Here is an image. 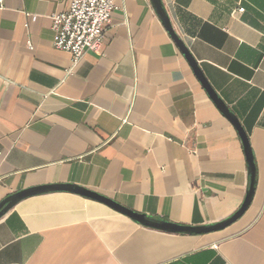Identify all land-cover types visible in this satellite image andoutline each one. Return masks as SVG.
Instances as JSON below:
<instances>
[{
  "label": "crops",
  "instance_id": "obj_1",
  "mask_svg": "<svg viewBox=\"0 0 264 264\" xmlns=\"http://www.w3.org/2000/svg\"><path fill=\"white\" fill-rule=\"evenodd\" d=\"M69 1L0 9V202L72 184L184 226L235 214L250 186L242 140L151 0H115L101 52L75 66L53 46L51 17ZM162 2L249 136L250 207L223 230L188 235L69 192L41 194L0 220V264H264V0Z\"/></svg>",
  "mask_w": 264,
  "mask_h": 264
},
{
  "label": "water",
  "instance_id": "obj_2",
  "mask_svg": "<svg viewBox=\"0 0 264 264\" xmlns=\"http://www.w3.org/2000/svg\"><path fill=\"white\" fill-rule=\"evenodd\" d=\"M151 2L158 17L165 26L167 32L174 40V42L176 43V45L178 46L179 50L184 55L186 60L189 62L198 80L201 82L206 92L213 100V102L216 104V106L220 109L222 114L226 118H228V120L236 128L242 140L243 148L247 159L248 172L250 175V186L247 191L245 200L242 206L240 207V209L231 217L215 224H209L204 226H184L166 220L156 219L146 214H140L134 212L133 210H130L122 206L121 204H119L118 202L107 196H104L102 194H99L95 191L86 188H82L80 186H76L72 184H52V185L39 186V187L22 190L5 198L3 201L0 202V220L21 201L33 196L51 193V192H69L72 194H76L100 202L112 208L113 210L130 217L131 219H133L134 221H136L137 223H139L144 227L160 230L167 233H173V234L193 235V234H206V233L220 231L230 226L234 222H236L248 210V208L250 207L253 201L255 189H256V183H257V165L249 136L246 130L244 129L242 123L240 122L239 118L234 114V112L229 108V106L222 100V98L218 95V93L212 88L211 84L209 83L202 69L200 68L197 60L190 52L184 40L175 31L171 18L162 0H151Z\"/></svg>",
  "mask_w": 264,
  "mask_h": 264
},
{
  "label": "built area",
  "instance_id": "obj_3",
  "mask_svg": "<svg viewBox=\"0 0 264 264\" xmlns=\"http://www.w3.org/2000/svg\"><path fill=\"white\" fill-rule=\"evenodd\" d=\"M3 7L4 0H0V9ZM115 9V0H70L66 10L51 17L54 48L69 53L73 66L88 53H100ZM28 17L33 22L37 19L31 14ZM29 48L33 49L30 43Z\"/></svg>",
  "mask_w": 264,
  "mask_h": 264
}]
</instances>
